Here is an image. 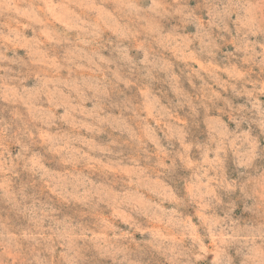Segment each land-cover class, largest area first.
Wrapping results in <instances>:
<instances>
[{
    "label": "clouds",
    "instance_id": "obj_1",
    "mask_svg": "<svg viewBox=\"0 0 264 264\" xmlns=\"http://www.w3.org/2000/svg\"><path fill=\"white\" fill-rule=\"evenodd\" d=\"M0 264H264V0H0Z\"/></svg>",
    "mask_w": 264,
    "mask_h": 264
}]
</instances>
